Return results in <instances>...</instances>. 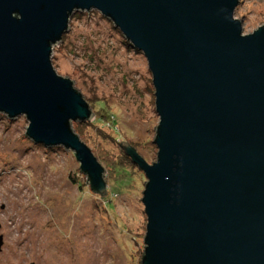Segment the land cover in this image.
<instances>
[{"label":"water","instance_id":"obj_1","mask_svg":"<svg viewBox=\"0 0 264 264\" xmlns=\"http://www.w3.org/2000/svg\"><path fill=\"white\" fill-rule=\"evenodd\" d=\"M239 0H0V112L73 151L90 188L105 169L73 121L94 112L52 48L75 12L98 10L142 51L159 116L146 159L141 264H264V22L243 33Z\"/></svg>","mask_w":264,"mask_h":264},{"label":"rangeland","instance_id":"obj_2","mask_svg":"<svg viewBox=\"0 0 264 264\" xmlns=\"http://www.w3.org/2000/svg\"><path fill=\"white\" fill-rule=\"evenodd\" d=\"M234 16L243 33L252 31L264 22V0H239ZM65 33L52 48L56 72L74 80L94 116L107 114L100 124L154 161L156 145L143 144L153 139L159 116L142 51L96 9L72 15ZM27 124L24 114L9 119L0 112V264H141L142 170L118 168L120 177H112L96 140L79 134L105 169L107 192L98 194L72 150L34 143Z\"/></svg>","mask_w":264,"mask_h":264},{"label":"trees","instance_id":"obj_3","mask_svg":"<svg viewBox=\"0 0 264 264\" xmlns=\"http://www.w3.org/2000/svg\"><path fill=\"white\" fill-rule=\"evenodd\" d=\"M85 12V11H84ZM83 12H75L73 16L82 14ZM66 34V33H65ZM63 34L62 39L66 36ZM129 43V42H128ZM108 119L107 114L101 111H96L95 116L92 120H85V121H74L73 126L79 132L81 137L85 140V138H89L91 140H96L98 146L102 151H104L106 160H110L111 165V176L112 177H120L121 174L117 175V169H125L130 168L133 169L137 166L130 158L129 155L123 150L119 139L116 137L113 131H110L104 124H100L98 121L99 119ZM110 120V119H108ZM90 128V129H89ZM89 131V133H88ZM112 132V133H111ZM99 138V139H98ZM135 143L137 141H134ZM150 143L154 145L152 139H146L144 144ZM116 145V150L112 145ZM134 144V143H132ZM113 166V167H112ZM138 168V167H137Z\"/></svg>","mask_w":264,"mask_h":264}]
</instances>
